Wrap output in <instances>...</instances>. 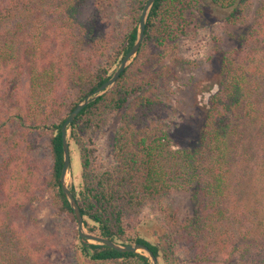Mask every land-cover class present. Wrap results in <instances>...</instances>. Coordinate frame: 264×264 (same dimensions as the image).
Masks as SVG:
<instances>
[{
    "label": "trees",
    "instance_id": "1",
    "mask_svg": "<svg viewBox=\"0 0 264 264\" xmlns=\"http://www.w3.org/2000/svg\"><path fill=\"white\" fill-rule=\"evenodd\" d=\"M114 1L0 0V264H52L45 255L57 252L58 234L46 232L27 243L33 233L22 217L42 186L54 210L76 225L60 186L61 127L133 47L147 0L128 1L124 29L117 35L108 31ZM203 1L240 15L249 6V0L154 2L136 56L69 127L82 170L81 186L70 190L88 233L144 245L159 264H178L180 248L190 264H264V71L239 63L253 44L264 46V0L254 25L229 35L233 50L218 51V92L209 100L196 139L175 146L167 126L162 93L176 79L173 61H167L189 33L187 16ZM240 15L229 17L232 24ZM21 78L27 91L22 106L10 114L2 105L18 95ZM116 114L121 116L113 166L98 171L84 139L91 144ZM43 137L49 151L46 174L33 159ZM178 193L188 196L191 208L183 219L164 204ZM150 205L161 214L170 238L166 245L151 244L132 228ZM78 243L91 264H150L142 253H119L79 237Z\"/></svg>",
    "mask_w": 264,
    "mask_h": 264
},
{
    "label": "rangeland",
    "instance_id": "2",
    "mask_svg": "<svg viewBox=\"0 0 264 264\" xmlns=\"http://www.w3.org/2000/svg\"><path fill=\"white\" fill-rule=\"evenodd\" d=\"M128 1L115 0L108 31L117 35L124 29L125 13L128 10ZM261 0H249L244 13H233V9L222 10L214 7L209 2L201 4L188 15L189 33L178 42L177 52L168 58L171 63L176 79L168 84L162 93V99L167 107V126L175 146H184L193 142L197 137L198 129L203 121L205 110L208 108L210 98L218 92L214 84L218 71V51H232L233 41L229 35L242 34L246 27L254 25V19L260 8ZM244 14V15H243ZM240 15L232 24L229 17ZM44 33L40 39L44 40ZM175 55V58L173 57ZM245 54L242 53V57ZM247 59L239 60L245 65L247 62L251 69L257 68L258 72L264 71V46L254 45L247 52ZM8 74V79L10 72ZM6 74V76H7ZM17 74H12L16 76ZM5 76V79H6ZM21 81L20 90L12 100H5L3 109L13 114L17 107L22 106V100L27 91L28 84L25 78ZM261 99H264V83L261 84ZM13 108L9 109V104ZM121 114L112 116L104 129L93 137L92 143L85 141V146L93 150L92 162L98 171L111 169L113 166L112 144L115 130L118 126ZM69 137V136H68ZM69 140V138H68ZM48 140L43 137L39 141V148L33 153V159L41 165L43 173L49 163ZM70 167L66 176V184L69 188L79 187L82 182V170L80 166V153L74 143L69 140ZM260 186L264 188V181ZM38 195L37 201L26 206L22 211L25 225L33 233L27 243L38 242L41 235L48 232L58 234L57 243L60 245L57 252L45 255L52 264H91L84 258L78 249L77 225L68 215H59L52 207L50 192L44 189ZM167 208L174 213L178 219L189 215L191 208L189 198L186 194L178 193L164 200ZM132 228L138 232L140 237L154 245H166L170 238L165 229L161 214L155 205L146 207L133 221ZM30 236V235H29ZM28 236V237H29ZM39 237V238H38ZM142 253V252H139ZM178 264H190L184 249L177 250ZM159 264V263H158Z\"/></svg>",
    "mask_w": 264,
    "mask_h": 264
},
{
    "label": "water",
    "instance_id": "3",
    "mask_svg": "<svg viewBox=\"0 0 264 264\" xmlns=\"http://www.w3.org/2000/svg\"><path fill=\"white\" fill-rule=\"evenodd\" d=\"M156 0H147L141 15L139 19L138 24V36L137 39L133 45V47L128 51V53L125 55V57L121 60L120 64L114 71L111 78L104 84H102L98 89H96L93 93L85 97L78 105L75 106V108L70 112L67 119L64 121L61 127V144H62V151H63V167L61 170L60 175V186L61 190L72 210V213L74 215V218L76 220L77 225V234L78 237L86 242L92 243V244H98L107 248H110L116 252L119 253H139L142 252V254L148 258L150 264H158V261L153 256V254L150 252V250L139 243L136 244H128V245H122L113 241H110L108 239L99 237L97 235L90 234L86 231L83 225V217L80 213L79 207L76 203V200L66 184V176L67 172L70 167V149H69V127L75 120V118L81 113V111L92 101L96 100L98 97H100L102 94L108 92L116 83L117 79L120 77L121 73L126 69V67L130 64L132 59L136 56L141 44L144 40V34H145V28H146V21L148 14L150 12V9L152 8L154 2Z\"/></svg>",
    "mask_w": 264,
    "mask_h": 264
}]
</instances>
